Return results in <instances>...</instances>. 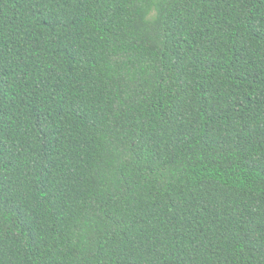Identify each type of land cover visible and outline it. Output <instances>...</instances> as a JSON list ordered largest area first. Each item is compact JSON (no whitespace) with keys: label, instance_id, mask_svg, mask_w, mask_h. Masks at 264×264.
Returning <instances> with one entry per match:
<instances>
[{"label":"trees","instance_id":"16d2710c","mask_svg":"<svg viewBox=\"0 0 264 264\" xmlns=\"http://www.w3.org/2000/svg\"><path fill=\"white\" fill-rule=\"evenodd\" d=\"M0 264H264V0H0Z\"/></svg>","mask_w":264,"mask_h":264}]
</instances>
